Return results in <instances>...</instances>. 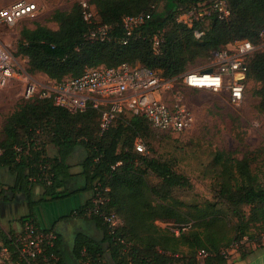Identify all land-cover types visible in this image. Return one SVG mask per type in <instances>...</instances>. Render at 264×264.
I'll list each match as a JSON object with an SVG mask.
<instances>
[{"label":"trees","instance_id":"trees-1","mask_svg":"<svg viewBox=\"0 0 264 264\" xmlns=\"http://www.w3.org/2000/svg\"><path fill=\"white\" fill-rule=\"evenodd\" d=\"M90 2L97 8L101 23L111 26L110 39L103 42L89 39L95 24L84 20L79 2L70 12L58 10L54 14L58 30L46 26L26 29L18 43V51L29 57L31 74L40 72L51 80L61 81L81 75L88 67L126 62L145 66L167 78L179 77L196 57L209 55L211 59L214 50L239 39L258 42L264 29V0H229L231 17L226 21L212 17L201 39L195 37L194 28L178 22L181 8L190 0ZM153 5L156 9H152ZM146 11H152V19L124 44V18ZM156 34L160 37L157 47L151 41ZM249 77L260 83L256 95L264 110V51L253 57ZM26 100L9 116L4 137L0 138V170H7L13 179V184L6 186L0 176V202L7 204L19 195L24 198L30 213L20 218L21 223L31 220L39 229L55 234L51 252L57 254L59 264H199L201 250L210 253L205 264H226L228 258L223 255V248L245 237L252 240L249 227L253 221L263 226L262 236L253 242H263L264 183L255 182L253 157H227L225 161L216 199H226L238 220L234 234L228 235L225 228L229 222L217 202L185 210L188 205L170 192L175 186L186 185L187 179L169 163L132 149L134 136L152 128L146 118L121 114L101 134L99 122L97 132L94 129V119L98 118L94 109L71 113L55 106L50 98ZM21 129L29 133L28 137L21 136ZM43 129H48L47 135L56 148L54 156L47 155L42 139L31 135V130L43 132ZM78 150L81 158L76 165L81 170L73 172L72 159ZM150 172L162 179L161 187L150 182ZM98 185L109 188V201L104 209L115 212L122 220L114 230L99 215L85 216L86 208L93 205ZM36 186L41 188L40 193L34 190ZM86 192L92 193L91 199L73 216L96 224L102 235L93 238L79 233L70 252L57 231L41 223L36 210ZM243 206H249L248 213ZM173 229H179V234ZM12 232L14 229L0 228V238L17 261L18 253L9 238ZM239 251L243 256L246 253L241 248Z\"/></svg>","mask_w":264,"mask_h":264},{"label":"built area","instance_id":"built-area-1","mask_svg":"<svg viewBox=\"0 0 264 264\" xmlns=\"http://www.w3.org/2000/svg\"><path fill=\"white\" fill-rule=\"evenodd\" d=\"M79 3L84 20L95 24L89 39L101 42L110 39L111 26L101 23L97 8L90 0ZM152 9H156V5ZM37 11L38 5L34 1L17 0L0 8V24L16 26L23 19L36 17ZM231 13L229 0H190L187 6L181 8L178 22L194 28L195 37L201 39L212 17L226 21ZM151 19L152 11L126 16L123 20L126 36L122 42L127 44L135 32ZM151 41L157 47L160 44L159 35H154ZM259 51H264V29L259 33L258 42L248 38L235 40L214 50L206 67L185 72L179 77L167 78L145 66L124 62L110 67H88L81 75L61 81H42L28 71L27 59L20 60L0 43V88L20 82L23 83L26 99L50 98L55 106L71 113L94 109L98 113L101 134L106 133L121 114L144 117L153 129L174 134L194 124V115L185 104V89L226 90L229 99L240 104L246 97L250 63ZM135 148L140 153L146 151L142 141H138ZM108 192L109 188L96 187L93 205L86 208L85 216L99 215L114 230L122 220L115 212L104 209L109 201ZM173 230L179 234V229ZM9 238L16 248L18 260L12 259L13 252L0 238V264H59L57 254L51 252L55 234L39 229L31 220L24 222L20 231L14 230ZM231 252L223 250L222 253L229 258ZM209 254L201 250L199 264H205Z\"/></svg>","mask_w":264,"mask_h":264},{"label":"rangeland","instance_id":"rangeland-1","mask_svg":"<svg viewBox=\"0 0 264 264\" xmlns=\"http://www.w3.org/2000/svg\"><path fill=\"white\" fill-rule=\"evenodd\" d=\"M15 1L17 0H0V8L9 6ZM32 1L38 5L36 17L23 19L13 27L0 24V43L7 46L20 60L27 59L28 66L29 57L18 51V43L23 38L24 30H34L38 26L58 30L59 22L54 19L56 11L70 12L81 0ZM210 61L209 55L196 57L188 64L186 72L204 68ZM34 75L42 81L49 79L44 73L38 72ZM259 88L260 83L249 77L246 97L240 104L232 102L226 90L213 92L185 89V104L194 115L193 126L174 134L149 127L145 133L135 135L131 140L133 146L138 141H142L146 146L144 155L169 163L176 173L187 179L186 185L175 186L170 192L174 198L188 205L185 210H190L189 206L205 207L207 202H217L218 208L229 222V226L225 228L228 235L234 234L237 216L231 211L233 206L226 199H216L219 182H222L224 177L226 158L241 159L246 155L253 157L252 174L255 182L264 183V110H261L260 98L256 95ZM26 102L28 101L24 97L23 83L13 82L0 88V138L4 137V128L9 116ZM94 120L96 124L94 129L97 132L99 121L98 118ZM43 130V132L31 130V135L42 139L47 155L54 156L56 148L47 135L48 129ZM20 134L23 137L29 135L23 129L20 130ZM134 148L132 147L133 150ZM80 158L81 151L78 150L72 159L75 166L73 172L81 170V166L76 165ZM0 176L6 186L13 184V179L7 170H0ZM148 177L152 184L162 186V179L152 172ZM37 189L40 193L41 188L37 186L34 190L37 192ZM243 207L248 213L249 206ZM29 213V207L21 195L7 204L0 202V228L20 231L22 228L20 218ZM261 226L260 222H251L249 232L252 240L248 241V237H245L223 250L239 251L240 248L243 251L248 250L262 236ZM87 233L102 235V230L96 224L87 223ZM72 248L71 245L67 249L72 252Z\"/></svg>","mask_w":264,"mask_h":264},{"label":"crops","instance_id":"crops-1","mask_svg":"<svg viewBox=\"0 0 264 264\" xmlns=\"http://www.w3.org/2000/svg\"><path fill=\"white\" fill-rule=\"evenodd\" d=\"M38 192L39 190L37 189V193ZM91 197L92 193L86 192L73 195L63 200L47 203L45 206L37 209L38 212L36 211V215L46 227L50 228L56 223L60 224V227H56L55 230L58 232L59 228H63L68 234L67 236L69 239H71L76 232L84 233L93 238H100V233H87V223L94 225L93 223L78 217H72V213L74 214L78 208L85 205ZM63 221H65V224L62 223ZM59 235L61 236V234ZM61 238L63 237L61 236ZM226 264H264V241L258 244L254 243L248 250H246L244 256L241 251L235 249L232 250Z\"/></svg>","mask_w":264,"mask_h":264},{"label":"flooded vegetation","instance_id":"flooded-vegetation-1","mask_svg":"<svg viewBox=\"0 0 264 264\" xmlns=\"http://www.w3.org/2000/svg\"><path fill=\"white\" fill-rule=\"evenodd\" d=\"M15 200H16V199H15ZM25 202H26V201H25ZM27 205H28V204H27ZM72 217H74V216H73V213H72ZM56 224H57V225H56ZM56 224H54V225H53L52 227H50V228L55 229L56 227H60V224H58V223H56ZM58 233L61 234V236L63 237L62 239H63V241H64L65 246H66L67 248H70L71 245H72V247L75 245V241H76L77 236H78V234H79L80 232H76L75 235L72 236L71 239L68 238V236H67L68 234L66 233V231H65L63 228H59V229H58Z\"/></svg>","mask_w":264,"mask_h":264},{"label":"water","instance_id":"water-1","mask_svg":"<svg viewBox=\"0 0 264 264\" xmlns=\"http://www.w3.org/2000/svg\"><path fill=\"white\" fill-rule=\"evenodd\" d=\"M208 71H212L211 69H209ZM84 220V219H83ZM63 224H65V221H63L62 222ZM58 233V232H57ZM73 233V232H72ZM74 235H75V233H74ZM73 249H74V246H73V248H72V251H73Z\"/></svg>","mask_w":264,"mask_h":264}]
</instances>
